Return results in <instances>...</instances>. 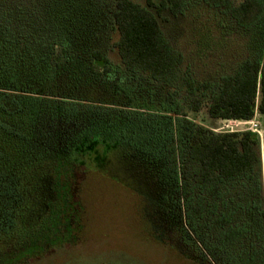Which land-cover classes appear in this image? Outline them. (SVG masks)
Masks as SVG:
<instances>
[{
	"label": "trees",
	"instance_id": "obj_1",
	"mask_svg": "<svg viewBox=\"0 0 264 264\" xmlns=\"http://www.w3.org/2000/svg\"><path fill=\"white\" fill-rule=\"evenodd\" d=\"M203 1L246 34L264 26V0ZM114 2L116 65L87 37L78 17L86 8L75 2L56 21L57 37L44 42L0 24V264L75 239L82 168L134 191L152 235L183 256L264 264L262 56L249 50L208 92L194 93L187 79L189 111L204 106L211 118L237 121L261 115L262 141L251 129L215 133L178 99L181 55L159 20L166 9L183 13L187 0Z\"/></svg>",
	"mask_w": 264,
	"mask_h": 264
},
{
	"label": "rangeland",
	"instance_id": "obj_2",
	"mask_svg": "<svg viewBox=\"0 0 264 264\" xmlns=\"http://www.w3.org/2000/svg\"><path fill=\"white\" fill-rule=\"evenodd\" d=\"M136 1L146 5L145 0ZM73 2L86 8L78 17L89 31L87 37L96 39L95 46L105 49L113 64H120L112 47L117 39L112 29L114 0H0V24H9L23 40L44 42L57 37L55 23ZM159 20L181 55L173 83L188 116L215 133L255 128L262 141L259 113L246 122L211 118L204 106L197 112L189 111L186 99L192 95L186 91V81L191 80L194 93L200 94L201 90L216 89L221 78L234 73L250 51L261 55L264 62V26L259 32L246 34L222 9L203 0H187L185 11L175 15L166 9ZM261 156L264 199L262 151ZM75 190L84 207L81 231L69 243L48 248L44 255L21 264H199L179 253L168 238L159 241L152 235L143 218L141 198L116 179L82 168ZM261 239L264 241V235Z\"/></svg>",
	"mask_w": 264,
	"mask_h": 264
},
{
	"label": "built area",
	"instance_id": "obj_3",
	"mask_svg": "<svg viewBox=\"0 0 264 264\" xmlns=\"http://www.w3.org/2000/svg\"><path fill=\"white\" fill-rule=\"evenodd\" d=\"M251 120H252V119H251ZM249 121H250V120H249ZM246 122H248V121H246ZM248 129H251L252 131H255V132H257V133L259 134L258 130L255 129V128H248Z\"/></svg>",
	"mask_w": 264,
	"mask_h": 264
}]
</instances>
